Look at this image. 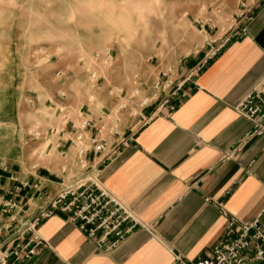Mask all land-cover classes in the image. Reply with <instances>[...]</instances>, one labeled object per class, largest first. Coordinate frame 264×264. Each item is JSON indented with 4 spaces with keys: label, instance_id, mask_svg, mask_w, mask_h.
I'll use <instances>...</instances> for the list:
<instances>
[{
    "label": "crops",
    "instance_id": "crops-1",
    "mask_svg": "<svg viewBox=\"0 0 264 264\" xmlns=\"http://www.w3.org/2000/svg\"><path fill=\"white\" fill-rule=\"evenodd\" d=\"M244 2L256 4L246 36L233 38L196 71L221 37L209 29L212 43H204L171 71L174 83H183L170 99L173 111L160 108L168 91L151 89L168 71L154 68L143 77L135 75L129 87L147 85L141 95L150 102L119 110L111 119L124 89L113 88L104 75L100 76L105 83L101 79L88 86L80 60L71 66L61 57H49V64L57 66L48 75L51 92L39 88L31 96L32 106L49 117L33 128L42 134L27 142L36 146L34 152L24 153L22 146L13 154L0 153V193L13 194L33 212L45 206L61 189L62 178L67 181L78 173L71 162L62 173V151L70 146L73 123L91 120L97 128L107 123L100 134L91 128L87 135L105 137L114 152L103 161L89 153V165L100 169L102 184L132 212L138 225L116 250L105 252L78 222L56 214L40 226L42 244L36 254L21 264H170L174 254L197 260L225 236L228 217L221 206L241 220L258 218L264 226V134L248 136L253 125L236 111L250 92L264 94V0H238L228 20ZM11 174L19 182L10 181Z\"/></svg>",
    "mask_w": 264,
    "mask_h": 264
},
{
    "label": "rangeland",
    "instance_id": "rangeland-1",
    "mask_svg": "<svg viewBox=\"0 0 264 264\" xmlns=\"http://www.w3.org/2000/svg\"><path fill=\"white\" fill-rule=\"evenodd\" d=\"M237 1L0 0V153L36 149L27 142L49 114L37 111L31 96L39 88L51 92L48 75L57 68L49 64L52 54L71 66L80 60L88 86L96 72L113 88H123L114 112L133 104L143 107L150 99L141 90L148 86L129 87L134 76L154 68L174 70L210 38L201 28L209 18L227 28ZM108 51L111 63L94 62L95 53L106 56ZM156 82L151 84L155 93L162 91Z\"/></svg>",
    "mask_w": 264,
    "mask_h": 264
},
{
    "label": "built area",
    "instance_id": "built-area-1",
    "mask_svg": "<svg viewBox=\"0 0 264 264\" xmlns=\"http://www.w3.org/2000/svg\"><path fill=\"white\" fill-rule=\"evenodd\" d=\"M255 6V3L249 5L244 2L237 14H234L230 20L226 19L227 28L226 26L221 28L212 18L201 25L202 31L206 32L208 29L218 31L221 37L217 45L210 47L196 71L216 56L233 38L247 35L248 25L254 18ZM205 43L212 42L206 38ZM93 60L96 63L109 64L112 62V54L110 51L106 56L95 53ZM171 71L163 72L162 79L155 84V87L162 88L163 92L168 91V95L160 103V108L168 106V112L175 109V105L170 104L171 97L176 96L183 87V83H174ZM90 75L94 78L93 84L102 79V76H97L96 72H91ZM236 111L253 125L248 136L264 134L262 91L255 90L247 94L237 104ZM117 113L118 111L113 115L117 117ZM114 116H111V119H114ZM107 127L108 124L105 123L101 128H97L91 120L79 124L73 123L74 132L70 146L62 151L65 160L62 173H67L68 162L78 168V173L67 181L62 178L61 189L45 206L33 212L29 204L26 207L20 205L13 194L6 196L0 193V264H21L32 258L42 244L38 235L40 226L56 214L78 222L79 229L87 238L95 240L98 248L105 252L116 250L136 229L138 222L132 212L102 184L100 169L90 166L87 158L89 153H93L103 161V158L107 159L114 152V146L108 148L105 137L87 135V129L93 128L100 134ZM57 131L51 129V133ZM108 132L113 133V128L110 127ZM41 135L38 129L32 133L35 139H39ZM71 149L72 153H70ZM2 168L8 171L6 165H2ZM9 179L19 182L14 174H11ZM21 185L30 187L28 182H21ZM33 187L39 192L37 197H40L39 186L36 184ZM2 188L0 182V189ZM221 213L228 217L226 233L224 238L213 246L211 252L197 260H189L180 254H174L170 264H264V226L260 220L258 218L250 221L241 220L222 206Z\"/></svg>",
    "mask_w": 264,
    "mask_h": 264
}]
</instances>
